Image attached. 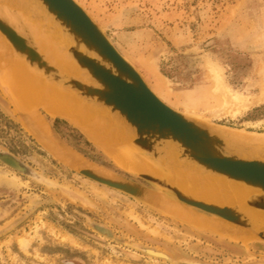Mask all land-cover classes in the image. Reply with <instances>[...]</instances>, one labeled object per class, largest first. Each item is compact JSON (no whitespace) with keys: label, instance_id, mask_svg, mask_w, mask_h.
I'll return each instance as SVG.
<instances>
[{"label":"rangeland","instance_id":"rangeland-1","mask_svg":"<svg viewBox=\"0 0 264 264\" xmlns=\"http://www.w3.org/2000/svg\"><path fill=\"white\" fill-rule=\"evenodd\" d=\"M74 1L168 106L201 122L264 134V99L255 101L264 89V0ZM212 68L222 70L225 86L254 103L212 117L223 105ZM5 69H0V264H264V241L232 242L175 221L152 203L84 177L68 166L78 163L45 149L9 95ZM38 110L49 134L53 127L89 161L87 168L97 165L157 192L75 127L65 122L55 129L58 117Z\"/></svg>","mask_w":264,"mask_h":264},{"label":"water","instance_id":"water-1","mask_svg":"<svg viewBox=\"0 0 264 264\" xmlns=\"http://www.w3.org/2000/svg\"><path fill=\"white\" fill-rule=\"evenodd\" d=\"M35 1L69 34L73 45L68 52L94 84L87 85L60 74L39 53L30 25L16 11L0 7V32L11 44L13 54L24 57L28 65L43 72L50 80L120 116L135 134L132 146L153 161L164 158L163 145L174 144L177 146V159L192 161L205 171L260 190L258 195L248 201V205L264 211V159H251L236 154L229 148L221 133L222 130L241 131L198 121L164 103L146 84L139 71L118 52L104 31L74 0ZM9 95L33 137L52 154L56 149L67 156H77L82 161L81 164H65L78 170L84 177L152 205L156 196L165 197L178 206L192 207L195 212L213 215L242 228L252 229L250 222L237 208L221 207L194 199L168 182L165 178L168 173L166 168L160 169L161 177L146 172L134 174L157 187L158 192L120 176L111 178L92 168H86L89 161L84 156L67 145L53 127L50 136L43 134L28 113L19 106L13 94L9 92ZM57 119L69 123L65 119ZM75 128L84 135L79 128ZM246 134L253 137L251 133ZM254 233L257 239L264 241L263 231L256 230Z\"/></svg>","mask_w":264,"mask_h":264},{"label":"bare ground","instance_id":"bare-ground-1","mask_svg":"<svg viewBox=\"0 0 264 264\" xmlns=\"http://www.w3.org/2000/svg\"><path fill=\"white\" fill-rule=\"evenodd\" d=\"M0 7L4 10L7 8L16 11L30 25L39 53L60 74L75 78L87 85L94 84L69 54L68 49L73 45L69 34L67 35L64 29L52 20L38 2L35 0H0ZM3 68H7L5 79L14 98L19 106L29 113L28 116L43 134L50 136L49 125L44 116L36 111L38 108L50 116L65 119L79 128L122 170L132 174L146 172L161 177L160 169L166 168L168 173L165 178L168 182L194 199L221 207L237 208L250 222L252 229L242 228L213 215L203 216L195 212L192 207L178 206L169 202L165 197L156 196L153 206L161 214L199 231L206 230L220 235L232 242L245 243L251 239L255 240L257 236L254 231L264 232V211L248 205V201L258 195L260 190L205 171L192 161L177 159L178 151L174 144L163 145L164 158L161 161H153L148 155L132 146L135 134L120 116L112 114L102 105L88 102L76 91L50 80L43 72L28 65L24 57L13 54L11 44L0 32V69ZM209 71L214 79L215 93L219 92L223 99L221 108L211 111L212 117L219 118L227 114L231 107L236 113L254 103V100H247L246 96L240 97L235 90L225 86L220 73L222 70L212 68ZM262 94L261 97L258 96L259 98L255 99L256 102L264 99V89ZM221 133L229 148L236 154L251 159H264L263 133L253 132L251 133L253 137L246 134L250 132L243 130L241 132L222 130ZM55 152L53 151L56 156L59 152ZM58 157L67 163L81 164L82 162L77 156L67 158L68 156L60 154ZM4 159L8 164L16 165L15 161L9 157H4ZM92 169L104 176L113 177L110 172L98 168L97 165L96 167L94 165ZM155 255L159 254L155 253ZM192 264L199 263L193 262Z\"/></svg>","mask_w":264,"mask_h":264},{"label":"trees","instance_id":"trees-1","mask_svg":"<svg viewBox=\"0 0 264 264\" xmlns=\"http://www.w3.org/2000/svg\"><path fill=\"white\" fill-rule=\"evenodd\" d=\"M257 110H260L259 108ZM58 123H65V121L63 120H60V119H54V128L56 129Z\"/></svg>","mask_w":264,"mask_h":264},{"label":"crops","instance_id":"crops-1","mask_svg":"<svg viewBox=\"0 0 264 264\" xmlns=\"http://www.w3.org/2000/svg\"><path fill=\"white\" fill-rule=\"evenodd\" d=\"M53 151H56L55 153L59 152L60 154L65 155V156L67 157V155H66L65 153H61L62 151H60V150H56V149H54ZM59 153H57L56 155H59V156H60ZM70 156H71V155H70ZM70 156H68L67 158H69ZM71 157H72V156H71Z\"/></svg>","mask_w":264,"mask_h":264}]
</instances>
